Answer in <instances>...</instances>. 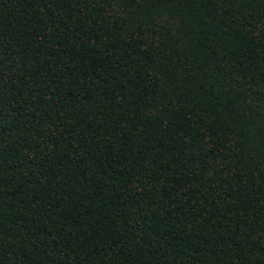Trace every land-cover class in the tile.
Instances as JSON below:
<instances>
[{"label": "trees", "instance_id": "16d2710c", "mask_svg": "<svg viewBox=\"0 0 264 264\" xmlns=\"http://www.w3.org/2000/svg\"><path fill=\"white\" fill-rule=\"evenodd\" d=\"M0 264H264V0H0Z\"/></svg>", "mask_w": 264, "mask_h": 264}]
</instances>
